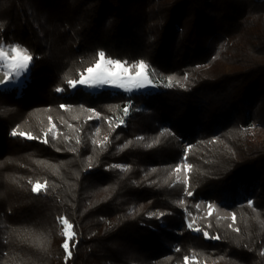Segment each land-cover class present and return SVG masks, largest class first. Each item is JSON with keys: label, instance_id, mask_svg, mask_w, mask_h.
<instances>
[{"label": "trees", "instance_id": "16d2710c", "mask_svg": "<svg viewBox=\"0 0 264 264\" xmlns=\"http://www.w3.org/2000/svg\"><path fill=\"white\" fill-rule=\"evenodd\" d=\"M0 25V44L34 57L0 89V264H264V143L247 130L264 124V0H0ZM101 51L143 60L172 86L69 89ZM127 105L112 129L106 117ZM163 125L174 135L145 147ZM181 140L186 185L173 182ZM199 199L235 221L211 213L190 229L184 208L195 214ZM59 217L74 233L67 260Z\"/></svg>", "mask_w": 264, "mask_h": 264}, {"label": "snow or ice", "instance_id": "6c2138e0", "mask_svg": "<svg viewBox=\"0 0 264 264\" xmlns=\"http://www.w3.org/2000/svg\"><path fill=\"white\" fill-rule=\"evenodd\" d=\"M0 28H2V25H0ZM10 52L12 53L11 57H9L8 51H6L3 47L2 44H0V60L4 61L7 66L11 69V72H5L4 79H0V85H4L6 82L8 83H14L17 80H20L22 77H26L28 71L30 70V62L34 59L31 55L27 53V50L20 49L17 46H12L10 48ZM99 59L96 61L95 65L88 67L85 72V74H81L80 79L78 80H68L67 81V86L69 89H76L80 86H86L88 88H98L100 86L104 85H109V86H115L118 88H125L127 91H132L133 89H142L147 86H150L153 84V81L149 78V76L146 74V69L148 68V65L143 61L140 60L136 65L137 71L135 73L130 72L129 67H125L124 63H122L119 60H105V53L103 51L98 53ZM9 61H11L9 63ZM172 77H168L169 84L167 85L168 87L172 86ZM185 79H187V75L185 76ZM179 83V81H177ZM181 87L184 85L181 84ZM56 91H64L63 88H57ZM61 108H65V105H60ZM89 111H92L91 109ZM124 116L126 117L129 113V107L125 106L123 109ZM97 116H99V113H97ZM91 119V117H89ZM124 121L121 120V124ZM116 127H119V125H116ZM12 136H21V137H26L27 139H37V137L31 135V134H26L23 132L17 133L16 130L12 131ZM165 134L168 135H174L173 133L169 132V129H164L161 133L160 136L156 138L151 144H146L145 147L151 148L155 144L160 142V138L163 137ZM55 138V137H53ZM142 137H138L137 140H142ZM109 137L105 136L103 142H108ZM43 143H48L47 139V134H45V139L42 141ZM100 141H94V143H103ZM77 143H80V140L77 139ZM131 143V142H129ZM124 147H128V145H124ZM189 148L191 145L188 146ZM92 165H89V168H91ZM114 167L116 168H121L123 166L121 165H115ZM191 168V165L185 164L184 165V171L187 172L188 169ZM126 170V169H125ZM153 172L156 171V169L152 170ZM175 172L179 173L181 171L180 167L177 166L174 169ZM177 182H180L179 176H177ZM185 184H187V180L184 181ZM45 185L37 182L32 185L31 191L33 193H39ZM185 192L187 196H192L193 192L188 190V188H185ZM179 204H183L184 200L178 201ZM252 201H249L248 204L249 206H252ZM209 214H211V205L209 206ZM152 215H157L153 213ZM165 213L161 212L158 214L159 217L164 216ZM233 221H235V215L232 217ZM58 220H60L64 226L63 228V236H64V242L61 245L63 248L64 252L66 253L65 259L67 260L68 258L71 257L72 251L70 250V244L69 241L70 239L74 236V233L70 231L72 228V225L69 224L68 220L59 217ZM232 225H229L231 227ZM188 227L190 229L193 228L192 223L188 224ZM195 231H201L200 228L194 229ZM237 231H239L237 229ZM206 238L209 239H219V236H209L208 232L203 233ZM72 247H75L73 245ZM179 251V249L177 250ZM188 257L185 256V264H187ZM194 259V257H193Z\"/></svg>", "mask_w": 264, "mask_h": 264}, {"label": "rangeland", "instance_id": "374dc122", "mask_svg": "<svg viewBox=\"0 0 264 264\" xmlns=\"http://www.w3.org/2000/svg\"><path fill=\"white\" fill-rule=\"evenodd\" d=\"M12 46H17L20 49L26 50L24 47L20 46L17 43L3 45L4 49L6 51H8L9 57H11V55H12V53L10 52V48ZM105 60L107 61V60H115V59L105 58ZM10 62L11 61H9V63ZM121 62L124 63L125 67H129L130 72L135 73L137 71L135 65L138 63V61L133 62V63H126L125 61H121ZM5 72H11V69L7 66V64L4 61L0 60V79H4ZM84 74L86 75L87 73L85 72ZM146 74L153 81V84L150 85V86H147L145 88H142V89H133L132 91H127L125 88H118V87L109 86V85L100 86L98 88H88L86 86H82V87L84 89H87V90H90V91H97V90L109 89V90H123V91H127V92H148V91L155 90L157 88H166V87H168L167 86L169 84L168 78L160 77L150 67H148L146 69ZM22 79H23V77L20 80L15 81L14 83H8V82H6L4 85H0V89H10L14 85H16L20 81H22ZM127 106L129 107V113H128V115L126 117L124 116V112H123V109L124 108H121V111H119V113L117 112V113H115V114H113L111 116H107L106 117V121L109 123V125H111L112 129L115 128L116 125H119V126L120 125L121 126H125L126 125L127 117L130 115L131 109H132L131 106H129V105H127ZM89 117H91V118H93L95 120H99V116H97V114L91 115ZM121 120L124 121L122 124H121ZM251 123L252 124L249 125V127L247 128V130H248L249 134L251 135L252 139L253 140H256V141H259L261 143H264V124H261L259 122H251ZM164 129H169V128L166 125H163L162 126V130H164ZM55 131H56L55 126L53 124H51L49 126V128H48V132L51 133V134H54ZM108 134L109 133H104L102 135V138H101L100 142H103L104 141V137L105 136H108ZM104 143L105 142L100 143V144H104ZM180 146L182 148V153H181V156L178 159L177 164L175 165L174 169L177 166H179L180 169H181V171L179 173H177V172L174 171V173H173V182H175V183H182V184L186 185L184 183V181L187 180L188 171L187 172L184 171V165L185 164H188L187 161L185 160V154H186V151L188 149V144L185 141L181 140ZM121 166H123V165H121ZM177 176H179L180 182H177ZM34 183H37V182H34ZM34 183L31 184V188H32V185ZM39 183L45 185L44 182H39ZM210 205H211V213H213L216 217H218V218H228L233 223V219H232L233 213L230 210H228L225 206H223L220 203L210 204L206 200L199 199L196 202V204L194 205V207L197 210V212L195 214L190 213L188 207L184 208V212L186 213L187 218H188V224L189 223H192L193 227H196L197 226V219L196 218H198V217H204V216L209 215V206ZM153 213H156V212L153 211V210H150L149 212L146 213V216L147 217H153L154 216V215H152ZM163 213H165V212H163ZM161 220H163V218ZM160 225L163 226V221L160 222ZM181 228H182L181 226H177L175 228V232H176L177 235H180L181 234ZM234 229H237V227H234ZM62 235H63V232H62ZM172 248L173 249H177L178 248V243L177 242H174L173 245H172ZM261 255H262L263 262H264V247L261 250ZM192 261H195V260L192 259ZM187 264H189L188 261H187ZM196 264H239V263H236L234 261L224 262V260H223L222 263L219 262V261L218 262L217 261L216 262L209 261V262H206V263H196Z\"/></svg>", "mask_w": 264, "mask_h": 264}]
</instances>
